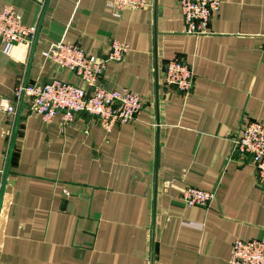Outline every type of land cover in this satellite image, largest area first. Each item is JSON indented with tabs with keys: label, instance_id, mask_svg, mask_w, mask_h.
Masks as SVG:
<instances>
[{
	"label": "crops",
	"instance_id": "crops-1",
	"mask_svg": "<svg viewBox=\"0 0 264 264\" xmlns=\"http://www.w3.org/2000/svg\"><path fill=\"white\" fill-rule=\"evenodd\" d=\"M154 3L117 17L106 0H0L39 27L33 46L0 43V101L53 79L88 89L43 52L66 41L107 58L117 39L130 48L100 83L144 103L110 131L85 114L46 121L28 97L0 111V264H230L237 239L264 241V190L233 155L234 137L264 124V0H221L202 35L186 32L179 0ZM175 58L194 71L187 94L164 84ZM189 186L212 205H185Z\"/></svg>",
	"mask_w": 264,
	"mask_h": 264
},
{
	"label": "built area",
	"instance_id": "built-area-1",
	"mask_svg": "<svg viewBox=\"0 0 264 264\" xmlns=\"http://www.w3.org/2000/svg\"><path fill=\"white\" fill-rule=\"evenodd\" d=\"M42 6L46 0H39ZM188 34L209 33L210 22L220 10L221 0H179ZM106 4L119 17L126 9H141L153 5V0H106ZM38 25H27L22 13L13 5L0 10V43L3 52L10 54L13 48L24 43L33 46L38 36ZM130 45L121 40L111 42L107 58L85 52L76 43L61 41L52 44L43 55L57 67L75 74L88 89L79 84L60 79L33 84H20L13 100L3 98L0 111L15 115L17 104L28 97L31 110L51 122L59 113L67 122L77 114H85L97 119L101 126L110 131L118 124L134 120L143 110L141 96L127 88L109 90L100 79L107 64L121 61ZM164 84L168 88H178L187 94L195 86L196 77L192 67L182 59H172L165 63ZM233 155L250 160L255 168L259 185L264 190V124L249 123L233 139ZM3 182L0 179V194ZM215 193L196 187H186L181 201L187 206L209 208ZM230 264H264V241L237 239L232 248Z\"/></svg>",
	"mask_w": 264,
	"mask_h": 264
},
{
	"label": "water",
	"instance_id": "water-1",
	"mask_svg": "<svg viewBox=\"0 0 264 264\" xmlns=\"http://www.w3.org/2000/svg\"><path fill=\"white\" fill-rule=\"evenodd\" d=\"M157 1L158 0H155L154 8L157 7ZM157 106L160 108L159 90L157 91Z\"/></svg>",
	"mask_w": 264,
	"mask_h": 264
},
{
	"label": "rangeland",
	"instance_id": "rangeland-1",
	"mask_svg": "<svg viewBox=\"0 0 264 264\" xmlns=\"http://www.w3.org/2000/svg\"><path fill=\"white\" fill-rule=\"evenodd\" d=\"M38 34H39V30H38ZM38 37V36H37ZM178 59H181V58H178ZM183 60V59H182ZM184 62H186L185 60H184ZM187 63V62H186ZM90 117H92V116H90ZM94 118V117H93Z\"/></svg>",
	"mask_w": 264,
	"mask_h": 264
},
{
	"label": "trees",
	"instance_id": "trees-1",
	"mask_svg": "<svg viewBox=\"0 0 264 264\" xmlns=\"http://www.w3.org/2000/svg\"><path fill=\"white\" fill-rule=\"evenodd\" d=\"M60 114V113H59ZM58 115V114H57ZM42 116V115H41Z\"/></svg>",
	"mask_w": 264,
	"mask_h": 264
}]
</instances>
